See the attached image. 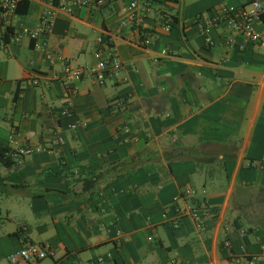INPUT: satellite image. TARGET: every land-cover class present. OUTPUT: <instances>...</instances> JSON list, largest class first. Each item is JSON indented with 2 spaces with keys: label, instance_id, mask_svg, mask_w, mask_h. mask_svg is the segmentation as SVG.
I'll list each match as a JSON object with an SVG mask.
<instances>
[{
  "label": "crops",
  "instance_id": "crops-1",
  "mask_svg": "<svg viewBox=\"0 0 264 264\" xmlns=\"http://www.w3.org/2000/svg\"><path fill=\"white\" fill-rule=\"evenodd\" d=\"M130 1L55 7L52 34L15 44L9 32L54 9L18 0L0 26V144L32 149L20 164H0V264L27 241L52 247L40 264H264V47L231 30L221 11L250 0H139L140 21L122 27ZM198 14L217 19L206 35ZM256 28L264 33V16ZM109 36L120 69L104 85L78 82L77 118H62L66 90L51 81L62 66L45 51L91 67ZM124 97L127 110H113ZM77 119L86 125L68 130ZM132 155L143 163L132 173L83 191L92 170ZM185 187L195 196L177 199Z\"/></svg>",
  "mask_w": 264,
  "mask_h": 264
},
{
  "label": "built area",
  "instance_id": "built-area-1",
  "mask_svg": "<svg viewBox=\"0 0 264 264\" xmlns=\"http://www.w3.org/2000/svg\"><path fill=\"white\" fill-rule=\"evenodd\" d=\"M46 4L54 6V9H47L43 12L39 23L34 28H25L23 26L15 29L13 32H9V42L19 43L23 39L36 40L44 35H50L53 33L55 22L57 19V13L55 7L60 10L71 13L75 7H95L101 6L107 2V0H58V5L55 6V0H41ZM18 6V0H0V26L8 27L11 19L16 13ZM139 0H131L126 15L121 21V26H132L140 21L138 14ZM224 13V20L228 24L231 30L236 34L241 35L247 40V42L264 47V33L260 32L256 25L261 20V15L264 12V7L259 0H250L248 5H245L241 10L236 12L234 8L230 7L227 3H224L222 10ZM220 20V19H219ZM217 22L216 18L212 20H206L201 14L195 16L193 23L197 26L199 31L206 35V32L210 26ZM173 21L170 17L166 18L164 31L170 32L172 29ZM206 41L210 44L213 42L210 38L206 37ZM101 48L95 51L94 60L95 64L91 67L76 66L71 63L70 60L63 56L55 57L53 54L45 51L46 59L50 63H54L57 59L62 66L60 72H55L52 75L51 81L59 83L66 90V103L60 110V116L64 119L77 118L76 111L73 106L72 97L78 93L76 84L81 82L85 78H90L97 82L99 85H104L106 80L116 73L120 67V61L118 60V51L114 45V40L111 36L106 38H99ZM226 44L229 47L238 48L240 51L245 49L243 43H238L234 38L227 39ZM27 83L36 85L38 81L36 79L28 80ZM129 98H119L111 103V108L116 111H125L128 108ZM86 123L82 119H77L66 125L68 130L77 131L81 126H85ZM128 132V130H126ZM32 153L31 148L14 149L9 157L17 163H22L23 159ZM196 192L191 187H185L182 189L181 194L177 199H183L185 197L195 196ZM199 210L207 212L208 206L205 202L199 203ZM186 212H183V215ZM188 214V212H187ZM190 214V213H189ZM195 226L197 229L205 228V219L200 214H193ZM180 223L175 221L173 223L174 228H178ZM26 226L23 225V228ZM264 249V245H263ZM53 249L46 243H34L27 241L17 251L13 252L9 256L10 264H40L43 260L53 255ZM104 258H98L93 264L103 263Z\"/></svg>",
  "mask_w": 264,
  "mask_h": 264
},
{
  "label": "trees",
  "instance_id": "trees-1",
  "mask_svg": "<svg viewBox=\"0 0 264 264\" xmlns=\"http://www.w3.org/2000/svg\"><path fill=\"white\" fill-rule=\"evenodd\" d=\"M264 16V13H262ZM13 151L12 148L0 144V164L4 167H12L15 165V161L9 157V154ZM143 163L139 160L137 155H132L126 160L116 162L112 165L107 166L102 170H92L91 176L83 179V191L90 192L91 194L106 181L116 179L121 176L128 175L132 173L137 167L141 166ZM22 178L23 174L19 173ZM16 177V176H15ZM20 187V186H17ZM49 191V189H47ZM60 193H66V191H60Z\"/></svg>",
  "mask_w": 264,
  "mask_h": 264
}]
</instances>
